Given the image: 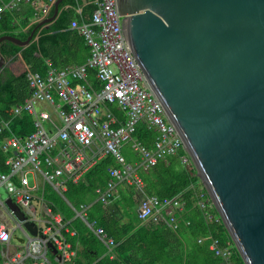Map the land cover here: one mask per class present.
<instances>
[{"label": "water", "instance_id": "95a60500", "mask_svg": "<svg viewBox=\"0 0 264 264\" xmlns=\"http://www.w3.org/2000/svg\"><path fill=\"white\" fill-rule=\"evenodd\" d=\"M62 2L28 40L3 36L0 45L28 47ZM117 2L124 37L245 264H264V0Z\"/></svg>", "mask_w": 264, "mask_h": 264}, {"label": "built area", "instance_id": "2783aa9c", "mask_svg": "<svg viewBox=\"0 0 264 264\" xmlns=\"http://www.w3.org/2000/svg\"><path fill=\"white\" fill-rule=\"evenodd\" d=\"M56 2L0 0V21L6 11L21 10L25 4L36 8V16L41 21L49 17ZM89 4L97 6L92 21L74 20L71 29L85 37L91 49L90 57L82 65L58 69L50 64L45 75L29 74L31 96L17 112H27L34 117L35 131L27 138H9L2 146L14 156L7 161L10 172L0 171V204L3 202L1 190H6L33 218L36 214L34 195L27 177L31 171L42 175L62 194L68 180L81 179L98 162L112 155L120 167L112 168L108 186L97 190L99 200L107 204L117 195L120 184L142 190L140 168L155 167L173 156H180L184 166H194L181 135L168 119L163 104L151 89L124 37L117 0H83V6ZM79 13L83 15V7L79 8ZM90 70L96 72L99 86L90 81ZM109 106H116L119 114L112 112ZM141 123L159 134L152 149L136 139ZM2 124L0 132L10 126L9 122ZM126 145L135 153L137 160L134 163H129L123 153ZM198 205L209 219L222 220L211 212L216 207L206 188L200 192ZM185 206L179 197H146L140 204L139 217L144 221L164 223L177 231ZM86 210L87 206L83 205L80 212L84 215ZM52 217L53 223L62 224L60 215ZM52 225L31 243L28 254L39 257L43 253V244L54 241L63 254L60 264H67L70 246L61 230ZM90 226L109 247L115 246L105 229L96 227V223ZM12 237L7 227L0 224V242L9 243ZM211 249L230 264L231 249L221 246L218 240L213 241ZM28 254H17L11 263L28 264Z\"/></svg>", "mask_w": 264, "mask_h": 264}, {"label": "trees", "instance_id": "16d2710c", "mask_svg": "<svg viewBox=\"0 0 264 264\" xmlns=\"http://www.w3.org/2000/svg\"><path fill=\"white\" fill-rule=\"evenodd\" d=\"M68 5L70 9H66ZM24 6L25 8L21 10L6 11L3 14L0 21V38L13 36L26 41L40 25L33 5L25 4L22 7ZM78 6L83 7L82 16L76 11ZM96 10L97 6L94 4L83 6V0H64L60 5L61 15L57 21L48 28L40 26L34 42L28 47L24 48L10 41L0 45V51L5 59L8 62H16L19 66L17 71L10 66L2 72L0 70V126H3L2 122L10 123L8 128L0 132L1 172H10L7 161L14 156L12 151L3 150V144L14 136L27 138L35 131L34 118L27 112L19 114L17 112L31 95L29 74H46L49 70V61L57 68L84 64L91 55V49L85 37L71 29V24L74 20L92 21ZM53 14L54 9L50 16ZM90 81L96 86L100 85L94 70H90ZM109 109L119 114L116 106H109ZM158 136V132L149 128L147 124L138 125L136 139L147 148L154 147ZM123 153L129 163L137 160L130 146H124ZM114 167H120V164L114 156L108 155L92 167L80 182L68 180V188L63 195L54 191L49 185L45 189V199L52 213L60 215L66 225L62 231L66 241L74 248L78 245L83 246L85 254L89 257L88 264H93L107 248L89 225L77 216V211H80L83 205L89 206L87 221L105 229L108 236L117 244L121 242L117 251L122 254L128 243L132 244V231L135 229L134 225H123L122 220H140V204L144 198L152 196L160 199L179 197L186 204V210L179 219V230L175 231L164 223L156 222L140 227V230L134 234L142 235V231L145 230L163 240L162 248L166 250V256L160 260L162 264H167L171 255H174L172 264H223L226 261L211 249L214 240H218L221 246L232 250L230 264H245L224 222L209 219L205 210L199 207V195L201 190L205 191V188L194 166H184L180 156H173L160 161L155 167L140 168L138 174L144 183L142 190L137 189L136 186L120 184L117 195L105 204L98 200L97 190L108 186L112 179L111 169ZM211 212L219 216L215 208ZM187 222L190 224L187 225ZM67 229L70 231H66ZM71 231H76V235L73 236ZM124 239L127 240L125 243H123ZM169 241L179 243V253L170 254ZM147 247L150 251L147 254L151 255L150 264H153L157 261V258L153 257L155 246L147 245ZM0 264H4L2 257Z\"/></svg>", "mask_w": 264, "mask_h": 264}, {"label": "crops", "instance_id": "0c3cea01", "mask_svg": "<svg viewBox=\"0 0 264 264\" xmlns=\"http://www.w3.org/2000/svg\"><path fill=\"white\" fill-rule=\"evenodd\" d=\"M80 7L78 6L76 8V11L79 15H81L79 13ZM22 8H25V6ZM34 9L36 11V8H34ZM53 9L55 12V6ZM66 9H70V6L68 5L66 7ZM60 15H61V13H60ZM51 17L52 16L49 15V17L41 20L40 23H42L43 21H45ZM51 25H52V23L48 24V26H51ZM44 28H47V27L44 26ZM48 64H49V68H50V64H51V66H53L50 61L48 62ZM9 66L13 67L14 71L19 70V66L16 62L12 63V62H8L6 60V67H9ZM58 69H63V68H58ZM42 75H45V74H42ZM29 175H32L31 179H30ZM27 177H28L29 182H30L31 191L34 195L33 206L36 210V214H35L34 218L30 217L29 214H27V212L14 201L13 197L6 190H1V193L3 195V202L0 204V224L5 225L7 227V229L13 235V237L9 243L0 242V257H2L4 264H12L11 261L17 254H22V253L28 254L29 247L31 246V243L34 242L35 240H37L40 236H42L44 234L46 227H50V225H52V223H53L52 215H54V214L52 213V211L48 205V202L45 199V189H46L47 185L51 186L54 189V191L61 194L60 192H58L54 188V186L52 184L47 182L42 175H40L38 173H33L31 171L27 174ZM82 179H83V177L77 181H74V182L78 183ZM67 188L68 187L66 184L65 192L67 191ZM63 193L61 195H63ZM15 204H17L19 206V208L25 213V215L28 217L29 220L36 222V224L39 228L38 236H33L29 231H27L25 228H23V225L19 222L17 217L12 214V212H13L12 207H14ZM39 207L41 208L40 211L38 209ZM88 209H89V206H87V210L84 213V215L80 211H77V216L81 217L89 225V227L94 231V229L90 226V223L86 219ZM122 223H123V225H126V226H131V225L135 226V229H133V231H132L133 232L132 244H131V242L128 243L126 250H124V252L122 253L123 255H122L121 253H119L117 251V247L121 244V242L118 244L115 242V246L109 247L95 233L107 249H106V251L103 252V254L101 256L97 257L96 261L93 264H150L151 263V260H150L151 255L147 254V253H150L147 245H152V246L154 245L155 246V250H153V253L155 256H153V257L154 258L156 257L157 261L153 262V264H162V261H160V260H162V258L166 256V250L164 248H162L163 240H160L157 236H152L151 234H149L150 233L149 231L146 232L145 230L142 231V233H143L142 235H134L140 230V227H144V226L151 224V223L154 224L156 222L144 221L141 219L137 220V221L125 219V220H122ZM65 226L66 225L63 223V221H62L61 225H56L55 223H53V225H52V227H56L58 230L60 229L61 233H62L63 229L65 228ZM66 231H70V230L67 229ZM70 233L73 236L76 235V231H71ZM64 239H65V237H64ZM65 241H66V239H65ZM126 241L127 240L124 239L123 243H125ZM169 242H170L169 243L170 248L168 251H170V254L179 253V251H180V249L178 247L179 243L175 242V241H169ZM67 243L70 246L68 249V258L66 259L67 264H88L89 263V257L87 256V254H85V251L83 250L84 249L83 246L78 245L76 248H74L71 243H69V242H67ZM50 245H52V246H50ZM42 247H43L42 248L43 253L41 254V256L35 257V256L28 254L29 255V257L27 258L28 264H60L63 261V254L60 251L59 246L54 241H50L46 244H43ZM80 252H82V253H80ZM151 252H152V250H151ZM173 256L174 255H171L168 257L167 264H172ZM223 264H228V263L225 262Z\"/></svg>", "mask_w": 264, "mask_h": 264}, {"label": "rangeland", "instance_id": "374dc122", "mask_svg": "<svg viewBox=\"0 0 264 264\" xmlns=\"http://www.w3.org/2000/svg\"><path fill=\"white\" fill-rule=\"evenodd\" d=\"M29 177H30V179H31L32 175H29ZM203 186H204V185H203ZM38 209H39V211L41 210V208H40V207H39Z\"/></svg>", "mask_w": 264, "mask_h": 264}]
</instances>
